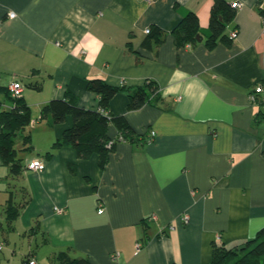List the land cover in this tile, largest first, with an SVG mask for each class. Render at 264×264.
I'll return each mask as SVG.
<instances>
[{
    "label": "crops",
    "instance_id": "0c3cea01",
    "mask_svg": "<svg viewBox=\"0 0 264 264\" xmlns=\"http://www.w3.org/2000/svg\"><path fill=\"white\" fill-rule=\"evenodd\" d=\"M227 1L242 4L226 26L230 41L211 45L213 0H0V101L14 107L3 89L20 81L33 118L20 132L31 148L15 143L20 172L0 157L2 239L22 243L37 264H62L61 252L90 264H211L216 245L264 230V111L249 101L264 83V18L261 0ZM188 12L199 36L179 45L174 31ZM93 78L124 87L107 109L110 140L121 124L137 133L104 160L53 147L71 115L55 126L40 118L67 92L98 109ZM149 81L147 103L128 110L129 94ZM35 158L43 171L27 168ZM8 251L10 262L18 252Z\"/></svg>",
    "mask_w": 264,
    "mask_h": 264
},
{
    "label": "trees",
    "instance_id": "16d2710c",
    "mask_svg": "<svg viewBox=\"0 0 264 264\" xmlns=\"http://www.w3.org/2000/svg\"><path fill=\"white\" fill-rule=\"evenodd\" d=\"M262 1H260V4ZM260 10L264 16V9L261 8ZM235 14V8L227 0H213L209 20V44L214 45L219 40L230 41L225 30ZM156 33L158 31H155ZM198 34L199 17L194 12L186 13L174 31L177 44L181 45L183 41H194ZM123 88L112 85L102 78H93L89 80L87 89L99 96L98 109H86L79 106L77 98L70 92H67L63 98H54L44 104L40 118L46 120L49 126L63 123L68 115L73 117V125L64 131L62 139L55 142L53 147L66 144L75 148L81 157L99 153L104 160L115 141L120 140L118 137L110 140L108 135L109 126L116 118L110 117L107 114V109L117 92ZM155 88L152 81H149L146 86L130 93L128 110L132 111L143 107L149 99L150 90ZM3 90H6L8 97L13 100L14 107L10 109L2 108L3 105L0 101V157L10 167L11 174L17 175L23 168V164L17 158L15 143L20 136V132L33 122V118L31 107L25 102L23 95L22 97L13 98L8 87ZM121 127L123 130L119 135H124V140H133L134 135H137L131 125L125 123L121 124ZM22 138L26 149L31 148V136L24 135ZM110 143L112 144L110 145ZM48 155H51V152H48ZM12 208L13 202L10 197L7 204V210H9V213L11 212L9 215L16 214ZM245 242L249 243V247L242 248L243 253L237 256L234 252L243 244L232 248L225 245H216L211 264H264V230L259 232L255 238ZM27 258L26 263L31 257ZM233 258L235 259L233 260ZM56 259L62 264H90L87 258H72L66 252L59 253Z\"/></svg>",
    "mask_w": 264,
    "mask_h": 264
},
{
    "label": "built area",
    "instance_id": "2783aa9c",
    "mask_svg": "<svg viewBox=\"0 0 264 264\" xmlns=\"http://www.w3.org/2000/svg\"><path fill=\"white\" fill-rule=\"evenodd\" d=\"M232 6L234 8L238 9L242 6V4L238 1H236L232 4ZM260 6H261V8L264 9V0L260 4ZM9 16H10V18H14L16 16V13L11 12L9 14ZM263 18H264V16H263ZM8 88H9L10 94L13 98L22 97L23 85L20 81L11 82L10 85L8 86ZM249 101L251 102L252 105L259 106L264 111V83H258L250 90ZM152 135L154 136V133H152ZM118 138L120 140L125 139L124 135H119ZM112 143H110V145ZM27 168L30 170H34V171H43L46 168V164L42 159L35 158V159H32L31 161H29L27 163ZM59 211H61V210L59 209ZM103 211H104V209L101 208L99 210V213H103ZM189 219H190L189 213L185 212L182 215L183 222L188 223ZM175 227H176L175 225H169V229H171V230L175 229ZM142 245L143 244L140 241L137 243L138 248H141ZM2 248L3 247L0 246V250ZM118 256H119L118 254H115L114 258H117ZM26 264H37V261H36V259L31 258Z\"/></svg>",
    "mask_w": 264,
    "mask_h": 264
},
{
    "label": "rangeland",
    "instance_id": "374dc122",
    "mask_svg": "<svg viewBox=\"0 0 264 264\" xmlns=\"http://www.w3.org/2000/svg\"><path fill=\"white\" fill-rule=\"evenodd\" d=\"M33 124V123H32ZM31 124V125H32ZM18 141H23V138L21 137V136H19L18 137V139H17V142ZM30 153L31 154H33V155H37L38 154V152H37V150L35 149H33L32 151H30ZM28 155V154H27ZM2 242V243H1ZM1 244H3L4 246V249L2 250V251H0V264H22V261L24 262V261H26L28 258L27 257H29V255H27L26 256V249H23V244L22 243H20V242H17V244H14V243H9L8 241H6V240H4V239H2L1 237H0V245ZM249 245V243H247V242H245V243H243V245L242 246H240V247H238L237 249H236V252H234L235 254H236V256L237 255H241L242 253H243V250H242V248H244V247H246L247 248V246ZM249 247V246H248ZM8 248V249H7ZM13 249V248H15V250H17V254H16V258L15 259H13L12 257L13 256H11V259H10V262H9V256L7 255L8 253H9V249ZM246 248H244V249H246ZM38 257V256H37ZM231 257V256H230ZM38 259V264H46L45 262H44V260H43V258L42 257H38L37 258ZM235 258H233V260H234ZM52 264H54V263H52ZM55 264H57V263H55ZM229 264V263H228Z\"/></svg>",
    "mask_w": 264,
    "mask_h": 264
},
{
    "label": "water",
    "instance_id": "95a60500",
    "mask_svg": "<svg viewBox=\"0 0 264 264\" xmlns=\"http://www.w3.org/2000/svg\"><path fill=\"white\" fill-rule=\"evenodd\" d=\"M199 36V35H198Z\"/></svg>",
    "mask_w": 264,
    "mask_h": 264
}]
</instances>
